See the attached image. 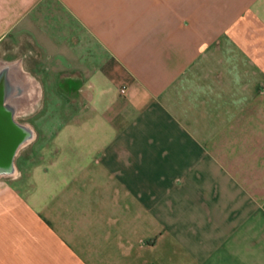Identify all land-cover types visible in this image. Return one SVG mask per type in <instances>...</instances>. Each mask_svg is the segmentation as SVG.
<instances>
[{"label": "crops", "instance_id": "crops-1", "mask_svg": "<svg viewBox=\"0 0 264 264\" xmlns=\"http://www.w3.org/2000/svg\"><path fill=\"white\" fill-rule=\"evenodd\" d=\"M25 42L101 62L1 170L0 264H264V0H0Z\"/></svg>", "mask_w": 264, "mask_h": 264}, {"label": "rangeland", "instance_id": "rangeland-1", "mask_svg": "<svg viewBox=\"0 0 264 264\" xmlns=\"http://www.w3.org/2000/svg\"><path fill=\"white\" fill-rule=\"evenodd\" d=\"M28 46L29 45H27L26 42L19 44L18 47L23 54V57L20 58V55H17L16 52L12 50L10 44L5 45L8 49L6 53L0 51V61L13 62L16 60L21 62L26 70L33 72L34 61L32 53H30V55L28 54ZM38 61L40 67L35 64L38 70L35 75L41 81L40 83L38 80L41 91L40 102L34 113L25 106V113L19 117L18 121L31 126L34 129L35 134L38 130L42 133V123H38V120H41L44 115H49V119L45 121L43 125L51 128L52 131L56 130L57 132H61L60 136H62L65 130L64 125L67 121L75 118V115H77L76 111L80 108L81 103L89 97L90 92L84 89L82 90V88H84V84L88 82V80H96L97 76L92 75V73L95 64L97 61L100 63L101 58L97 61L87 60V66L84 68L85 73L82 76L80 74L66 73L68 69L63 65H60L58 62L47 60ZM44 101L45 107L43 108ZM31 123L37 124V127L33 126ZM58 137L59 135H56V138ZM58 140L59 138L57 141L55 139L56 142H58ZM19 163L20 166H25L26 163L24 156L20 157Z\"/></svg>", "mask_w": 264, "mask_h": 264}, {"label": "water", "instance_id": "water-1", "mask_svg": "<svg viewBox=\"0 0 264 264\" xmlns=\"http://www.w3.org/2000/svg\"><path fill=\"white\" fill-rule=\"evenodd\" d=\"M40 98L39 81L24 70L21 62L0 61V102L11 105L13 115L16 118L14 123L16 130L14 157L29 145L35 137L34 129L29 125L20 123L18 119L25 113V106L34 113L39 105ZM5 140L2 141L3 149L5 148ZM9 156L3 153V161L5 162ZM4 176L6 175L4 174Z\"/></svg>", "mask_w": 264, "mask_h": 264}, {"label": "flooded vegetation", "instance_id": "flooded-vegetation-1", "mask_svg": "<svg viewBox=\"0 0 264 264\" xmlns=\"http://www.w3.org/2000/svg\"><path fill=\"white\" fill-rule=\"evenodd\" d=\"M6 111V113H5ZM16 118L13 115V108L9 104L0 102V176H2V168L4 171L10 170L13 166L14 156V138L16 135L15 123ZM5 140V148L3 149L2 141ZM4 151V152H3ZM3 153L6 154V161H3ZM8 175L7 172H4Z\"/></svg>", "mask_w": 264, "mask_h": 264}, {"label": "bare ground", "instance_id": "bare-ground-1", "mask_svg": "<svg viewBox=\"0 0 264 264\" xmlns=\"http://www.w3.org/2000/svg\"><path fill=\"white\" fill-rule=\"evenodd\" d=\"M31 116V115H30Z\"/></svg>", "mask_w": 264, "mask_h": 264}]
</instances>
